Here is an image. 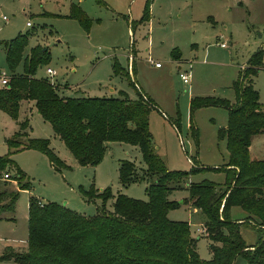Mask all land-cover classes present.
Here are the masks:
<instances>
[{
    "label": "rangeland",
    "instance_id": "374dc122",
    "mask_svg": "<svg viewBox=\"0 0 264 264\" xmlns=\"http://www.w3.org/2000/svg\"><path fill=\"white\" fill-rule=\"evenodd\" d=\"M72 4L91 20L88 30L68 17ZM147 4L148 0H0V44L30 34L24 55L36 47L50 54L49 64L40 67L35 77L46 78L59 89L67 84L74 89L66 94L69 97H118L123 91L136 100L137 93L127 76L116 74L114 68L118 65L126 74L130 71L131 80L155 107L149 115L154 153L169 171L202 169L172 185L168 200L180 203V207L169 210L167 218L189 225L192 237L197 239V253L207 261L211 256L203 230L208 220L190 203L182 202L189 200L187 187L191 183L225 185L229 154L219 133L228 125V110L206 106L191 113L190 106L192 100L200 98L233 105L234 86L257 53L261 54L262 68L246 81L252 80L264 105V0H150V19L139 23ZM222 43L225 47L220 46ZM174 56H179L178 62ZM157 63L161 69H157ZM47 68L56 72L54 78L46 74ZM22 71L20 64L16 73ZM184 71L190 75L187 85L179 76ZM2 74L10 79L0 46V77ZM25 118L28 137L21 143L25 145L27 138L48 140L52 152L68 168L52 166L48 156L36 149L16 153L8 149L6 140L14 136L18 123ZM263 156L264 135L253 138L250 146L251 159ZM0 157L13 162L6 171L10 179L20 170L30 184L29 192L20 193L16 220L0 221V259L26 250L30 196L85 217L96 215L103 203L87 199L86 194L92 191L100 194L110 190L112 197L104 204L110 212L117 195L148 201V183L142 179L147 177V166L138 147L110 143L97 166H80L32 102L20 109L18 121L0 111ZM122 162L135 167L137 181L120 183ZM3 182L0 176V192L5 189ZM6 182L7 190H18L16 182ZM239 215L243 218V211L234 208L231 220L243 222L244 218L238 220ZM251 226L241 225L240 232L246 246L253 247L260 233ZM0 264L17 263L0 260ZM233 264L247 263L239 256Z\"/></svg>",
    "mask_w": 264,
    "mask_h": 264
},
{
    "label": "trees",
    "instance_id": "16d2710c",
    "mask_svg": "<svg viewBox=\"0 0 264 264\" xmlns=\"http://www.w3.org/2000/svg\"><path fill=\"white\" fill-rule=\"evenodd\" d=\"M69 18L76 20L88 30L91 20L72 4ZM150 19V0L144 8L142 22ZM30 34L18 35L0 44L5 53V63L10 72L6 86L0 88V111L18 121L20 109L30 102L50 125L55 136L66 146L80 166H97L103 158L107 145L124 143L138 147L142 161L147 166L146 189L148 201L143 202L117 195L113 210L107 211L105 202L112 197L109 189L102 193L86 194L88 200L100 199L103 203L96 215L85 217L55 203H41L34 196L28 201V240L25 252L4 255L0 260L17 264H233L243 257L247 264H264V156L251 159L252 139L264 135V105L252 80L261 70V54H255L242 71L240 82L235 84L236 102L212 99L192 100L190 110L206 106H221L228 110V125L219 133L227 143L229 163L224 186L211 182L191 183L187 189L193 208L207 218L203 235L208 240L211 258L202 260L197 253V239L191 235L189 225L167 218V212L178 209L180 203L169 201L172 185L180 183L202 169L190 173L169 171L154 153L149 129V115L155 109L152 101L143 96L137 86L118 65L116 74L127 76L129 84L137 93L131 100L120 91L118 97H69L62 88L46 78H36L37 70L50 62L47 49L32 48L24 55ZM179 60V56H174ZM23 71L17 74L18 66ZM67 87V86H65ZM64 90V89H63ZM61 92V94H60ZM28 118L18 123V131L6 140L13 153L23 149L41 151L54 167L68 168L52 152L48 140L27 138ZM13 164L8 157H0V176L7 174ZM135 167L122 162L119 179L123 185L138 180ZM22 171L14 178L18 190L0 192V221H15L17 203L22 191H29L30 184ZM234 208L242 210L244 221L231 220ZM11 214L12 217L4 215ZM14 216V217H13ZM241 225H252L260 233L253 247L246 246Z\"/></svg>",
    "mask_w": 264,
    "mask_h": 264
},
{
    "label": "built area",
    "instance_id": "2783aa9c",
    "mask_svg": "<svg viewBox=\"0 0 264 264\" xmlns=\"http://www.w3.org/2000/svg\"><path fill=\"white\" fill-rule=\"evenodd\" d=\"M5 19V18H4ZM27 26H30V24H27ZM221 47H225V45L222 43L220 44ZM149 61L150 62H153L152 59L149 58ZM156 67H160V64L157 63L156 64ZM46 74L50 77V78H54L56 76V72L50 68H47L46 69ZM180 76V79L182 80V82L184 84H189V81H190V75L189 73H187L186 71L182 72L179 74ZM8 80L9 78L5 75V74H2L1 77H0V83L2 86H6L7 83H8ZM2 180L4 181H7V180H10V176L8 174H3L2 175Z\"/></svg>",
    "mask_w": 264,
    "mask_h": 264
},
{
    "label": "crops",
    "instance_id": "0c3cea01",
    "mask_svg": "<svg viewBox=\"0 0 264 264\" xmlns=\"http://www.w3.org/2000/svg\"><path fill=\"white\" fill-rule=\"evenodd\" d=\"M150 58V57H149ZM148 58V59H149ZM130 59H131V56H130ZM176 62H178L179 60H175ZM161 69L162 67H157V69ZM130 70V69H129ZM128 73H129V75H130V71H128ZM136 85V84H135ZM65 86H67V87H65ZM137 86V85H136ZM62 91H63V94L65 95V96H67L66 94L67 93H69L70 91H73L74 89H71V87H69L67 84L66 85H62ZM64 89V90H63ZM137 89H138V91L140 92L141 90L137 87ZM69 90V91H68ZM110 93H114L113 91H109ZM141 93V92H140ZM128 95V94H127ZM143 96H145L144 94H142ZM146 97V96H145ZM29 104V103H28ZM28 104H25V106H28ZM24 106V105H23ZM22 106V107H23ZM21 107V108H22ZM26 109H27V107H26ZM261 136H263V135H261ZM258 137V136H257ZM13 183H15V182H13ZM25 192V191H24ZM26 192H29V191H26ZM17 209H18V203H17V208H16V213H17ZM233 210V209H232ZM232 212V211H231ZM243 214H244V212H243ZM241 216L242 215H239V217L238 218H241ZM243 218H245V214H244V217ZM243 218H241V219H238V220H242ZM15 220H16V218H15Z\"/></svg>",
    "mask_w": 264,
    "mask_h": 264
}]
</instances>
